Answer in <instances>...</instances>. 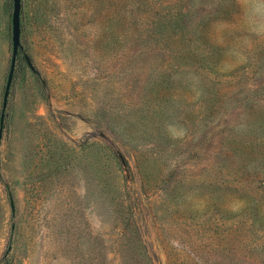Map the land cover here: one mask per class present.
Returning <instances> with one entry per match:
<instances>
[{
	"label": "rangeland",
	"instance_id": "1",
	"mask_svg": "<svg viewBox=\"0 0 264 264\" xmlns=\"http://www.w3.org/2000/svg\"><path fill=\"white\" fill-rule=\"evenodd\" d=\"M13 11L0 264H264V0H21L6 97Z\"/></svg>",
	"mask_w": 264,
	"mask_h": 264
},
{
	"label": "water",
	"instance_id": "2",
	"mask_svg": "<svg viewBox=\"0 0 264 264\" xmlns=\"http://www.w3.org/2000/svg\"><path fill=\"white\" fill-rule=\"evenodd\" d=\"M12 48H13V53H12L10 72L8 76V82L6 86V94H5L6 97L9 94V89L12 83L18 53L20 50L23 49L21 44V0H14V11L12 14ZM24 58L27 64L29 65V67L33 71H35L31 59L26 53H24Z\"/></svg>",
	"mask_w": 264,
	"mask_h": 264
}]
</instances>
